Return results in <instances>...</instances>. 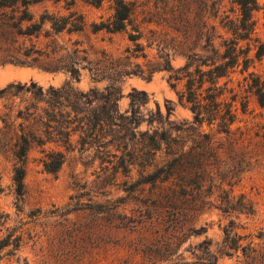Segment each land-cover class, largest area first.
<instances>
[{"label": "rangeland", "instance_id": "1", "mask_svg": "<svg viewBox=\"0 0 264 264\" xmlns=\"http://www.w3.org/2000/svg\"><path fill=\"white\" fill-rule=\"evenodd\" d=\"M113 1L103 0L96 7L76 0L72 8L82 14L83 30L52 34L67 46L79 41L96 65L99 80L93 81L87 69H80V80L74 82L77 88L103 90L109 80L101 75L116 77L117 71L135 68V64L146 68L160 60L159 54H166L170 66L178 69L186 64L188 49L195 43L192 52L203 53L205 0H125L133 7L127 31L93 32V22L113 13ZM257 1L259 8L252 14L256 47L264 43V0ZM229 6L226 2V8ZM30 10L35 17L44 10L68 13L64 2L52 1L31 5ZM43 32L31 40L16 37L10 44V28L0 22V89L34 83V91L37 87L45 91L68 80L65 72L19 64L3 52L21 43L43 47ZM128 33L137 36L143 48L137 57L127 51L134 47ZM255 49L251 46L253 60L247 71H241L240 64L219 80L231 89L225 93L227 99L236 95V119L228 132L217 131L215 124L193 123L192 112L177 97L183 81L173 87L167 70H156L148 78L124 75L115 82L121 95L117 101L121 113L129 110L128 93L142 90L148 96L139 107L144 118L156 104L162 113L170 104V119L176 125H190L188 131L170 133L169 149L176 154H167L165 144L161 150L147 153L136 134L133 141H126L125 148L108 146L105 154L95 147L79 150L77 144L66 153L61 167L49 172L42 164L43 150L63 147L32 142L20 198L15 192L13 169L22 133L18 123L23 120L16 114L35 99L24 91L0 98V114L10 107L14 123L6 131L0 121V238L8 233L19 238L13 253L8 251L10 247L4 250L0 264H264V106L244 80L248 72L264 78V55L257 59ZM26 124L25 132L42 135L40 124ZM154 127L157 124L150 127L142 121L136 130ZM160 167H172L171 178L140 182ZM226 203L233 207L230 212L219 209ZM231 220L235 221L240 246L228 256L220 248L223 227ZM201 227L205 231L199 230Z\"/></svg>", "mask_w": 264, "mask_h": 264}, {"label": "trees", "instance_id": "2", "mask_svg": "<svg viewBox=\"0 0 264 264\" xmlns=\"http://www.w3.org/2000/svg\"><path fill=\"white\" fill-rule=\"evenodd\" d=\"M52 1L53 3L64 2L67 14L48 12L44 10L38 17H35L30 10L31 5ZM76 0H0V22L5 23L12 34L10 44L17 41L16 37L23 40L32 37L38 38L44 30L43 35L46 41L43 47H35L34 43L25 46L22 43L17 47L4 49V53L10 61L39 67L50 72L62 71L68 74V80L60 87H49L43 91L40 87L33 90L36 85H9L0 89V98L8 95H16L21 92L32 93L34 101L25 104L22 109H18L16 118L23 121L18 123L22 133L18 137L15 150L16 163L13 169V181L15 192L18 198L23 194V180L25 176V160L32 142L39 145L52 143L61 149L43 150L42 164L45 170L56 172L62 165L66 153L73 151L76 145L79 150L86 147L102 149L103 154L106 148L112 146L115 149L125 148L127 140L133 141L136 134H139L141 143L147 147V153H155L162 149L165 144L166 153L176 154L171 148V131H188L190 125H176L170 119L173 106L166 104L165 113H162L159 106L155 105V110L148 111L144 118L140 112L141 104L148 100L145 91L132 90L128 93L130 99L129 113H121L118 109L117 101L120 92L116 80L124 75H141L150 77L151 74L160 69L169 72L170 84L175 87L177 82L183 81V89L178 91L179 102L186 104L193 114V123L201 125L215 124L217 131L228 132L230 125L236 119L234 108L235 94L227 99L225 93L231 92L225 84H219V80L228 77L235 67L242 64L241 71H247L253 57L249 55L251 46L255 47L254 56L260 59L264 55V43L254 44L257 38L253 36L255 23L252 14L259 8L257 0H205L206 17L203 23V40L201 45L202 54L193 53V44L188 49L187 62L183 67L173 69L170 66L167 55L159 54L160 60L153 65L142 68L135 64V68L119 70L116 77L101 75V79L106 77L109 83L103 90L95 87L88 91H83L74 85L80 80V69H87L90 78L98 81V71L93 65L87 50L80 46L79 41L74 40L70 46L60 44L52 34L61 32L78 33L84 28V19L81 13L73 9ZM96 7L100 6L103 0H85ZM226 2L230 6L226 8ZM133 19V7L125 0L113 1V13L105 20L93 22L91 30L93 32L104 30L106 32L127 31V26ZM48 28L45 29L44 26ZM15 36V37H14ZM15 38V39H14ZM128 39L134 43L133 48H128L135 57L142 47L137 42L138 37L128 33ZM243 42V43H242ZM244 44V45H243ZM144 57L145 54L141 53ZM248 89L253 93L261 106H264V78L254 72H248L244 77ZM16 88L15 91L12 89ZM140 94L141 97L137 95ZM0 114V121L6 131L13 127L10 121V107ZM244 108V103H242ZM142 121L152 127L143 131L136 128ZM25 122L40 124L42 135H37L32 131L24 129L28 127ZM153 151V152H152ZM180 155V154H179ZM173 174L172 167L155 169L148 173L141 183L166 181ZM185 182V181H184ZM177 184V183H175ZM232 205L219 207L223 212H230ZM235 221L223 227L224 239L220 252L230 256L232 251L240 246L238 240L240 236L235 231ZM199 230L205 231L203 227ZM19 246V238L8 233L0 238V260L4 256V250L13 253ZM213 264V263H211Z\"/></svg>", "mask_w": 264, "mask_h": 264}]
</instances>
